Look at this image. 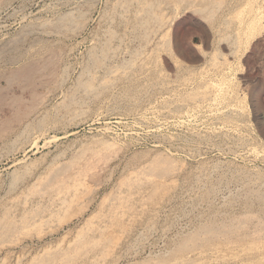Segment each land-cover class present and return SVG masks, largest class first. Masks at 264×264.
Returning <instances> with one entry per match:
<instances>
[{
    "label": "rangeland",
    "instance_id": "obj_1",
    "mask_svg": "<svg viewBox=\"0 0 264 264\" xmlns=\"http://www.w3.org/2000/svg\"><path fill=\"white\" fill-rule=\"evenodd\" d=\"M145 1L0 0V69L15 43L42 40L61 58L27 96L28 120L0 136V216L45 212L4 236L0 264H37L111 219L108 243L80 264H264V0H161L146 28ZM64 15L84 26L63 30ZM59 166L63 189H43ZM63 196L74 203L52 216ZM211 224L247 239L191 242Z\"/></svg>",
    "mask_w": 264,
    "mask_h": 264
},
{
    "label": "bare ground",
    "instance_id": "obj_2",
    "mask_svg": "<svg viewBox=\"0 0 264 264\" xmlns=\"http://www.w3.org/2000/svg\"><path fill=\"white\" fill-rule=\"evenodd\" d=\"M207 2V1H206ZM142 3V2H141ZM162 3L161 0H150V1H145L140 9V20H144V25H145V28L146 27H149V25L151 26H155V24L157 25V23L155 22L156 20V17L155 19L152 18L154 13H156V10L159 9V4ZM198 5V4H197ZM204 6V5H203ZM140 7V6H139ZM209 8V7H208ZM137 9V8H136ZM71 10V9H70ZM206 10V9H205ZM138 11V10H137ZM158 11V10H157ZM212 13V12H211ZM122 14V13H121ZM209 14V13H208ZM136 15V14H135ZM211 16V14H209ZM120 16V15H119ZM138 17V15H136ZM143 16V17H142ZM152 16V17H151ZM156 16V15H155ZM161 16V15H160ZM131 17V16H130ZM135 17V16H134ZM157 17L159 18V15H157ZM211 18V17H210ZM158 20V19H157ZM166 21V20H165ZM158 22H161L158 20ZM163 22V21H162ZM161 22V23H162ZM60 28L62 27L63 30L65 31H73L72 27L76 29H82V27L84 26V23L82 22V19L80 17H75L74 15H64L61 19H60ZM160 23V24H161ZM164 23V22H163ZM141 26V25H140ZM41 27V26H40ZM136 27V26H135ZM143 30H144V26H142ZM58 28V27H57ZM138 28V27H137ZM151 28V27H150ZM159 28V26H158ZM61 29V31H62ZM148 29V28H147ZM136 30V29H135ZM134 30V31H135ZM149 31V30H148ZM147 33V32H146ZM227 37V36H226ZM150 38V37H149ZM40 39V38H39ZM145 40V38H144ZM147 41V40H146ZM24 42V41H23ZM21 42V43H23ZM166 45V43L164 44ZM111 46V45H110ZM109 45H106L104 47H100L101 49L100 50H97V49H93L91 52V55H90V60L87 61L89 64L87 65L88 66V69L90 71V69L92 68H101L103 65H105L102 61V58H104L108 51L111 49ZM56 48L53 47L50 43L48 42H42V40H34L33 42H31L30 44H28L25 48V45L24 44H20V43H15L14 45L8 47V50H7V53L9 54L8 55V59H7V62H6V66L3 68V69H0V136L4 133L5 135L7 133H10L12 131L15 130L16 127H18L28 116V113H31V112H28L27 113V109L30 110V107L29 105L26 103L27 101V96L32 98L33 100H35V95L38 94V90L41 86H43V84L45 83V79H47L46 82L49 81L50 77H53V75L55 76L56 74V62L57 58H60L57 57L56 55V52H55ZM59 49H57L58 51ZM11 51H14L15 54L13 53L12 56H10V52ZM60 51V50H59ZM139 52V51H138ZM137 52V53H138ZM58 53V52H57ZM140 53V52H139ZM59 54V53H58ZM100 56H97L99 55ZM114 54V53H113ZM61 59V58H60ZM114 59V58H113ZM104 60V59H103ZM130 60V59H129ZM133 60V59H132ZM109 64V63H108ZM129 65V64H128ZM131 67V66H130ZM58 68V67H57ZM118 69V68H117ZM116 69V71H117ZM127 69V68H126ZM94 71V69H92ZM85 71V70H84ZM87 71V70H86ZM88 71V72H89ZM92 71V72H93ZM123 71V70H122ZM91 72V71H90ZM94 74V73H93ZM109 74V73H108ZM84 75V74H83ZM92 76V75H91ZM94 76V75H93ZM82 77V76H80ZM99 77V76H98ZM83 78V77H82ZM91 78V77H90ZM96 78V77H95ZM107 78V77H106ZM57 79V78H56ZM100 79V78H99ZM109 79V78H108ZM64 80V79H63ZM80 80V79H79ZM88 80V79H87ZM112 80V79H111ZM78 82V81H77ZM96 82V81H95ZM94 83V82H93ZM101 83V82H100ZM46 84V83H45ZM48 85V84H47ZM105 85V84H104ZM106 88V87H105ZM42 89V88H41ZM19 91L21 93V97H17L16 95H18L17 93L15 94L16 91ZM86 90H88L86 88ZM104 90V89H103ZM78 91V90H77ZM94 94V93H93ZM72 96V95H71ZM32 100V101H33ZM70 102V101H69ZM37 103V102H36ZM66 104V103H65ZM77 104V103H76ZM28 105V107H27ZM41 105V104H40ZM35 107H37L36 105H34ZM67 106V105H66ZM73 106V105H72ZM34 107V108H35ZM31 108H33V106H31ZM38 108V107H37ZM35 108V109H37ZM34 109V110H35ZM77 109V108H76ZM33 110V111H34ZM36 112V111H34ZM11 113V114H10ZM8 114H10L8 116ZM33 114V113H32ZM30 115V114H29ZM31 116V115H30ZM28 120V119H26ZM44 121V120H43ZM29 122V121H28ZM24 123V122H23ZM37 124V123H36ZM40 124V123H39ZM44 126V125H43ZM33 130V129H32ZM41 131V130H40ZM3 134V135H4ZM10 135V134H9ZM3 137V136H2ZM6 138V137H5ZM9 138V137H8ZM2 139V138H1ZM104 147V146H103ZM92 150V149H91ZM90 150V151H91ZM99 150V149H98ZM104 150V149H102ZM93 152V151H92ZM98 152V151H97ZM84 156H85V153H84ZM87 156V155H86ZM98 156V155H97ZM103 157V156H102ZM166 157V156H165ZM163 158V157H162ZM91 159V158H90ZM93 159V158H92ZM96 159V154H95V158ZM81 160V159H80ZM93 161V163L95 162L94 160H91ZM90 161V162H91ZM99 161V160H98ZM164 161V160H162ZM165 162V161H164ZM173 162V161H172ZM87 163V162H86ZM92 163V164H93ZM164 164L163 162H160L158 164H156V168H159L158 170H160V172L162 170H164ZM166 163V162H165ZM89 164V163H88ZM87 164V165H88ZM91 164V163H90ZM95 164V163H94ZM94 164L92 165L94 167ZM60 165V164H59ZM71 165V164H69ZM73 165V164H72ZM86 167H89L90 165H88ZM168 165V163H167ZM61 166V165H60ZM59 168L58 169H54L53 172H50V177L48 178L47 176V181L45 180L44 182H42L41 184L43 185V189L45 190H48L50 191L51 189L53 190L52 192H54V190H56L57 186L60 187L59 185L61 184L62 182V177L65 175L66 171L68 169H70V166L69 167H62V168ZM88 168V169H91V167ZM80 167V165L78 166ZM85 167V169L83 170H86L87 168ZM168 167V166H167ZM171 167V166H170ZM169 167V168H170ZM75 168V167H74ZM78 169V168H77ZM171 169V168H170ZM73 170V169H72ZM149 170V169H148ZM157 170V169H156ZM150 171V170H149ZM154 171V170H153ZM73 172V171H72ZM87 172V171H86ZM159 172V173H160ZM168 172V171H167ZM88 173V172H87ZM150 173V172H149ZM67 174V173H66ZM78 174V173H77ZM81 174V172L79 173ZM21 175V173H20ZM72 175V174H71ZM82 175H84L82 173ZM147 175V174H146ZM22 176V175H21ZM67 176H69V174H67ZM78 175H76L75 177H77ZM86 176V175H85ZM149 176V175H148ZM70 177V176H69ZM69 177H65L64 180L67 178L69 179ZM74 177V176H73ZM18 178V177H17ZM24 178V177H23ZM72 178V177H71ZM19 181L20 178H18ZM18 179L16 181H18ZM22 179V178H21ZM74 179V178H72ZM71 181H74L72 180ZM79 179V178H78ZM153 179V178H152ZM13 180V179H12ZM23 180V179H22ZM82 180V179H81ZM76 181H77V178H76ZM128 181V180H126ZM138 181V180H137ZM152 181V180H151ZM64 182V181H63ZM62 182V183H63ZM67 182V181H66ZM65 182V183H66ZM70 182V181H69ZM79 182H81L79 180ZM71 183V182H70ZM73 184V182H72ZM71 184V185H72ZM77 184V182H76ZM79 184V183H78ZM81 184V183H80ZM156 184V183H154ZM66 185H68L66 183ZM139 185V183H138ZM157 185V184H156ZM80 186V185H79ZM39 187V186H37ZM42 187V186H41ZM65 189L66 186H64ZM70 187V186H69ZM76 187V186H75ZM78 187V186H77ZM132 187V186H131ZM16 188V187H15ZM35 188V187H34ZM33 188V189H34ZM61 188V187H60ZM73 188V187H72ZM36 189V188H35ZM42 189V188H40ZM50 189V190H49ZM59 189V188H58ZM63 189V187L61 188ZM77 191V189H72V191ZM30 191V190H28ZM40 192L43 191V190H39ZM65 191V190H64ZM158 191V190H157ZM39 192V193H40ZM58 192V191H57ZM60 192V191H59ZM63 192V191H62ZM66 192V191H65ZM68 192V191H67ZM70 192V191H69ZM56 193V191H55ZM72 192H70V195H73L71 194ZM76 193V192H75ZM38 194V193H37ZM58 194V193H57ZM56 194V195H57ZM43 195V193L41 194ZM63 195V194H62ZM68 195V194H66ZM77 195V194H75ZM60 196V195H59ZM59 196L57 195L56 197H58V200H59ZM120 196V195H119ZM61 197V196H60ZM64 197V196H63ZM75 198L77 196H74ZM72 197V198H74ZM50 198V197H49ZM52 198V197H51ZM55 198V197H54ZM66 196L64 198H62L60 200V203L58 204L57 202V211H55L52 216H57V215H60L62 212H65L67 211L68 207L71 206L72 203L74 202H71L72 200H69V197L68 199H65ZM114 199V198H113ZM75 200V199H73ZM120 200V199H119ZM130 200V199H129ZM27 201V200H26ZM52 201V200H51ZM53 203V202H52ZM116 203V202H115ZM128 203V202H126ZM55 204V203H53ZM120 204V203H119ZM112 205V204H111ZM114 205V203H113ZM123 206V204H120ZM52 206V205H51ZM54 206V205H53ZM116 206V205H115ZM46 207V206H45ZM118 207H120L118 205ZM116 208V207H115ZM114 208V209H115ZM123 208V207H121ZM127 208V207H126ZM8 209V207H7ZM45 209V208H44ZM54 209V208H53ZM110 209V208H109ZM118 209V208H116ZM10 210V209H9ZM9 210H6L5 213L1 214L0 216V242L2 243V239L4 238L5 235H11L12 234H15L16 232H22L20 231L21 229L24 230L26 229L28 226H31L33 224H35L34 222H36V218H39L40 220H42L43 217V210H36L34 212V217L33 218H30V221L28 219H22L21 223L18 225L15 221H13V219L11 218L12 214L11 212H9ZM111 210H112V207H111ZM111 210H110V213H111ZM46 211V210H45ZM48 211V210H47ZM52 211V210H51ZM113 211V210H112ZM115 211V210H114ZM113 211V213H114ZM117 211V210H116ZM124 211V209H123ZM108 212V211H107ZM30 213V212H29ZM28 213V214H29ZM112 214V213H111ZM31 215V214H30ZM45 215V214H44ZM47 215V214H46ZM45 215V216H46ZM51 215V214H50ZM116 215V214H115ZM118 215V214H117ZM33 216V214H32ZM31 217V216H30ZM108 218V217H107ZM115 218V216L113 217ZM246 218V217H245ZM117 219V218H116ZM119 220H120V217H119ZM28 224H27V222ZM263 221V220H262ZM109 223L105 224L104 227H97L95 229H92V230H89L88 232H83V233H80L78 235V237L76 238V240H74V243L72 245H69L68 249H65L64 247L63 248H59L54 254H50V253H47L46 256H42V258L39 257V260L40 261L39 263L37 264H80L76 258V255L78 256V254L82 253V252H87V249L88 250H92L94 251V249L96 248H100V247H105L106 243H108L107 241H109V239L111 238V231L114 227H118L117 224L119 223L118 222V219H117V222L114 221V219H111L110 221H108ZM121 222V221H120ZM222 223V222H221ZM226 223V222H225ZM243 224V222H241ZM27 224V225H26ZM213 224V223H212ZM211 224V225H212ZM216 224V223H215ZM219 224V223H218ZM240 224V223H239ZM116 225V226H115ZM210 225V226H211ZM222 225V224H221ZM236 225V224H234ZM241 225V224H240ZM245 225V224H244ZM208 226L207 230L204 232L203 230V233H198V234H195L192 239H191V242L192 240L195 241V242H202L203 241V245H205L204 243H206L205 241V238L209 237L210 236H215L216 235V238H218V235L219 233L221 232H228V234H230L229 236L232 238L234 237H243L239 235V231L238 229L237 230H233V228L231 227H227V229L225 230V227H224V230L222 229L223 227L219 228L217 225L216 227H213L211 226ZM225 226V225H224ZM231 226V225H230ZM35 227V226H34ZM93 227V226H92ZM207 227V226H206ZM243 227V225H242ZM260 227V225H259ZM235 228V227H234ZM262 228V227H261ZM29 229V228H28ZM242 230V229H241ZM244 230V229H243ZM93 231V233H91ZM238 231V232H237ZM244 232V231H243ZM259 232V231H258ZM91 233V234H90ZM245 233V232H244ZM20 234V233H19ZM218 235V236H217ZM223 235V234H221ZM6 237V236H5ZM190 237V236H189ZM225 237V235H224ZM246 237V235H245ZM250 237V236H249ZM14 238V237H13ZM215 238V239H216ZM222 236H221V239L220 241L222 240ZM227 238V236L225 237V239ZM230 238V239H231ZM12 239V238H11ZM211 239V238H210ZM214 239V240H215ZM247 238H245L246 240ZM232 240V239H231ZM230 240V241H231ZM242 240V243H244V237L241 239ZM244 240V241H243ZM264 240V239H263ZM205 241V242H204ZM209 241V240H208ZM13 242V241H12ZM241 242V241H240ZM194 243V242H193ZM208 243V242H207ZM206 243V244H207ZM210 243V242H209ZM218 243V242H217ZM261 243V241H260ZM189 242L188 241H184L183 244H182V247L179 248L181 249L182 251L186 249V247L189 248L188 246ZM256 244V243H255ZM199 245V244H198ZM246 245V244H245ZM195 246V245H194ZM193 246V247H194ZM179 247V246H178ZM192 247V246H191ZM190 247V248H191ZM256 247V246H255ZM101 249V248H100ZM103 249V248H102ZM187 250V249H186ZM97 251V250H96ZM181 251V252H182ZM191 251V249H190ZM249 252V251H248ZM93 253V252H92ZM87 254V253H86ZM81 255V254H80ZM89 255V254H88ZM263 256V255H262ZM87 257V256H86ZM222 258V257H221ZM220 258V259H221ZM264 258V257H263ZM96 259V258H95ZM94 260V259H93ZM92 260V261H93ZM86 260H84L85 262ZM36 262V261H35ZM165 262V261H164ZM90 263V262H89ZM94 263V262H93ZM190 263V262H189ZM85 264V263H84ZM165 264V263H164ZM185 264V263H184ZM196 264V263H195ZM255 264V263H254Z\"/></svg>",
    "mask_w": 264,
    "mask_h": 264
}]
</instances>
